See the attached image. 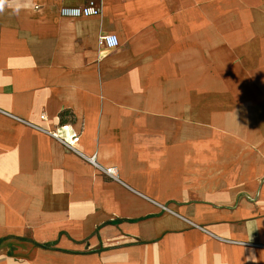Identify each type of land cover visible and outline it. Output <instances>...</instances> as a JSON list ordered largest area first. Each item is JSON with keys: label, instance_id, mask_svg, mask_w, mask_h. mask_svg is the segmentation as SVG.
<instances>
[{"label": "crops", "instance_id": "0c3cea01", "mask_svg": "<svg viewBox=\"0 0 264 264\" xmlns=\"http://www.w3.org/2000/svg\"><path fill=\"white\" fill-rule=\"evenodd\" d=\"M83 3L0 6V264H264V0Z\"/></svg>", "mask_w": 264, "mask_h": 264}, {"label": "built area", "instance_id": "2783aa9c", "mask_svg": "<svg viewBox=\"0 0 264 264\" xmlns=\"http://www.w3.org/2000/svg\"><path fill=\"white\" fill-rule=\"evenodd\" d=\"M60 15L70 18L77 17H89L94 15H99L101 13V5L99 0H84V3L81 5H73V6H63L60 8ZM99 44L106 46L108 48H114L119 45V38L116 34H101L99 36ZM41 119H46V114H41ZM62 128H66L62 126ZM49 134L64 143L68 148L76 150V143L80 139V135L75 132H71L69 138L63 137L59 133V129L49 130ZM86 159L95 166H99L95 156H86ZM104 173L111 177L116 178V169L115 167H105L103 168Z\"/></svg>", "mask_w": 264, "mask_h": 264}, {"label": "clouds", "instance_id": "9594fccd", "mask_svg": "<svg viewBox=\"0 0 264 264\" xmlns=\"http://www.w3.org/2000/svg\"><path fill=\"white\" fill-rule=\"evenodd\" d=\"M3 0H0V6H2Z\"/></svg>", "mask_w": 264, "mask_h": 264}]
</instances>
